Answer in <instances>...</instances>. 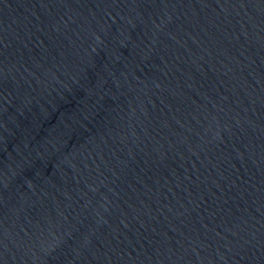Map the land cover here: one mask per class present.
I'll use <instances>...</instances> for the list:
<instances>
[{"label":"water","instance_id":"water-1","mask_svg":"<svg viewBox=\"0 0 264 264\" xmlns=\"http://www.w3.org/2000/svg\"><path fill=\"white\" fill-rule=\"evenodd\" d=\"M0 264H264V0H0Z\"/></svg>","mask_w":264,"mask_h":264}]
</instances>
